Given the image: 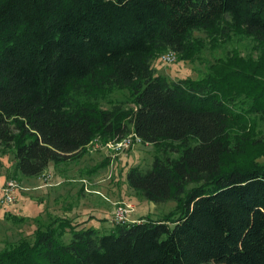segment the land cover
I'll use <instances>...</instances> for the list:
<instances>
[{
  "label": "trees",
  "instance_id": "1",
  "mask_svg": "<svg viewBox=\"0 0 264 264\" xmlns=\"http://www.w3.org/2000/svg\"><path fill=\"white\" fill-rule=\"evenodd\" d=\"M193 30L251 37L263 53L264 0H0V146L13 171L39 176L97 136L133 132L164 154L130 167L128 186L175 202L106 232L38 221L32 240L0 249V264H264L262 62L235 54L195 79L156 73L168 50L199 52ZM115 90L128 105L103 108Z\"/></svg>",
  "mask_w": 264,
  "mask_h": 264
},
{
  "label": "rangeland",
  "instance_id": "2",
  "mask_svg": "<svg viewBox=\"0 0 264 264\" xmlns=\"http://www.w3.org/2000/svg\"><path fill=\"white\" fill-rule=\"evenodd\" d=\"M192 37L202 47L191 60H180L175 53V59L165 63L160 58L162 53L152 60L155 72L169 81L195 79L204 76L212 67L218 69L217 59L236 54L252 63L259 59L262 62L259 77L264 80V52L251 37L231 34L227 39H212L203 30H193ZM126 98L127 91L115 90L101 99L100 105L103 108H109L110 102L128 105ZM258 127L264 135V122H260ZM95 139L76 159L56 166L50 163L42 174L34 177L15 173L12 149L0 146V183L14 178L21 186L17 189L19 194L15 202L6 210L0 209V249L10 246L20 237L32 240L38 221L46 222L53 217H65L84 226L90 224L88 226L106 232L115 224L114 211L118 206L128 208L125 222L139 220L146 215L156 219L174 208L173 200L151 202L130 188L126 181L130 167H150L155 155H163V150L152 144L133 141L125 152L117 155L106 150L112 139L103 140L100 136ZM167 154L175 157L178 152L171 149ZM258 160L263 161L264 156ZM10 215L24 217V220H13ZM66 231L63 235L65 240L69 237Z\"/></svg>",
  "mask_w": 264,
  "mask_h": 264
},
{
  "label": "built area",
  "instance_id": "3",
  "mask_svg": "<svg viewBox=\"0 0 264 264\" xmlns=\"http://www.w3.org/2000/svg\"><path fill=\"white\" fill-rule=\"evenodd\" d=\"M161 60L165 63L172 62L175 59V53L168 50L160 56ZM95 138L91 140L87 145L95 142ZM133 141L141 142V139L136 136L135 133L131 132L127 135L111 140L109 143L107 151H111L113 154H122L125 152L133 143ZM20 184L14 179H5L0 185V209L6 210L10 205L15 202L17 189H20ZM128 212V208L125 206H118L114 211V221L115 223L125 222V214Z\"/></svg>",
  "mask_w": 264,
  "mask_h": 264
},
{
  "label": "crops",
  "instance_id": "4",
  "mask_svg": "<svg viewBox=\"0 0 264 264\" xmlns=\"http://www.w3.org/2000/svg\"><path fill=\"white\" fill-rule=\"evenodd\" d=\"M0 185H1V183H0ZM18 194H19V193L16 192V195H18ZM16 197H17V196H16ZM88 225H90V224H87V226H88ZM82 226H84V225L82 224Z\"/></svg>",
  "mask_w": 264,
  "mask_h": 264
}]
</instances>
